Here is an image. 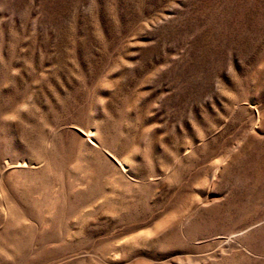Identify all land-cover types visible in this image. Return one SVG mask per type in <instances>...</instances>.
Segmentation results:
<instances>
[{
  "label": "rangeland",
  "instance_id": "rangeland-1",
  "mask_svg": "<svg viewBox=\"0 0 264 264\" xmlns=\"http://www.w3.org/2000/svg\"><path fill=\"white\" fill-rule=\"evenodd\" d=\"M0 264H264V0H0Z\"/></svg>",
  "mask_w": 264,
  "mask_h": 264
}]
</instances>
